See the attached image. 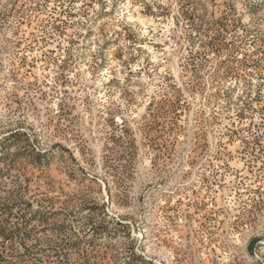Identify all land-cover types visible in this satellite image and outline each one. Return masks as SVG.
<instances>
[{
	"label": "rangeland",
	"instance_id": "1",
	"mask_svg": "<svg viewBox=\"0 0 264 264\" xmlns=\"http://www.w3.org/2000/svg\"><path fill=\"white\" fill-rule=\"evenodd\" d=\"M0 264H264V0H0Z\"/></svg>",
	"mask_w": 264,
	"mask_h": 264
}]
</instances>
